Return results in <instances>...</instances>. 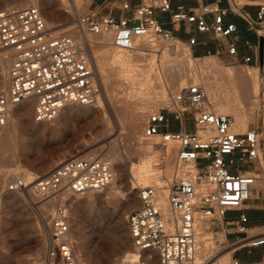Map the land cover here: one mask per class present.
I'll return each instance as SVG.
<instances>
[{
	"label": "built area",
	"instance_id": "built-area-1",
	"mask_svg": "<svg viewBox=\"0 0 264 264\" xmlns=\"http://www.w3.org/2000/svg\"><path fill=\"white\" fill-rule=\"evenodd\" d=\"M243 1L230 0V9L213 3L202 5L192 14L180 10L172 15L171 22L195 25L198 32L216 40L229 38L238 28L234 23L226 24L225 19L230 12H239ZM97 2L113 4L119 15L112 9L107 15L93 11L78 17L76 25L83 36L111 35L112 45L126 53L135 51L137 42L152 34L168 43L197 44L196 38L188 43L180 40L156 19L157 11L172 12V0ZM208 16L213 17L212 23ZM251 24L264 39V1ZM247 45L251 47L249 42ZM229 54H237L235 44ZM4 59L9 60L10 85L8 90L0 89V135L12 112L30 101L35 102L34 121L49 123L59 118L65 106H95L101 96L86 45L68 34L53 35L37 5L0 10V65ZM251 61V57L245 59L246 64ZM170 116L178 123L177 130ZM188 117L193 122L192 130ZM238 128L234 117L214 111L208 89L201 82L173 93L166 107L149 115L143 138L160 139L159 145L167 153L164 159L174 163V174L162 188L168 191L166 209L159 202L161 188L147 186L140 189V206L127 217L133 245L141 254L137 264H207L206 260L198 261L199 224L207 226L205 233L217 229L225 233L228 264H261L232 255L248 246L264 247V233L249 237V217L243 211L254 199L258 175L264 170V132L259 122L247 132ZM24 176L19 174L8 181L5 191L25 194L34 190L41 203L55 204L47 220L43 219L49 235L44 264H81L72 236L71 210L75 201L91 193H103L113 184L116 174L111 162L101 154L87 153L62 161L33 183ZM231 212L240 214L227 220Z\"/></svg>",
	"mask_w": 264,
	"mask_h": 264
},
{
	"label": "rangeland",
	"instance_id": "rangeland-1",
	"mask_svg": "<svg viewBox=\"0 0 264 264\" xmlns=\"http://www.w3.org/2000/svg\"><path fill=\"white\" fill-rule=\"evenodd\" d=\"M9 1L10 0H0V10L14 7L13 5L8 4ZM31 1L32 3H30L29 6L38 5L46 19L55 18L53 20V26H49L53 35L56 36L68 34L79 39L80 41L83 35L81 30L76 25V19L78 17H85L91 14L93 11H99L102 15H107L112 9L114 14L119 15L118 9L114 8L113 4H100L97 2V0ZM47 1L50 2L49 7L46 6ZM56 26L61 27H59V29L55 28ZM152 38L157 41L156 47L153 49H156V52L146 50V54L150 52V54L155 53L154 59L156 61L158 71H160L159 74L161 75H159L161 78L158 81L159 84L157 85L154 81H152L151 85H145L144 81L129 82L128 84L127 80H125L123 77L121 78V75H118V69L115 67L112 68L111 66V69L108 68V70L104 73L105 85H103L101 77L97 72L99 82L101 83L100 97L105 100L104 117L100 118V122L98 121L97 123H93V118L86 119L74 114L70 117V121L68 120L62 126L54 125L57 124L56 121H54L48 123L54 125L55 128L53 127V129L46 128L44 131L40 129H31L29 124L33 122L35 123V106L30 108V116L28 117V120L25 121V125L18 129L20 138L18 137L14 141L11 140V143L8 142L7 146L5 147L6 149L4 148L5 150H3L0 154V264H32L38 241L44 240L49 245V235L46 227L47 222H44L43 219L46 218V215H49L52 212V209L47 208V214L45 215L42 211L38 210V207L43 203H41L39 199L34 200L32 203L29 202L32 200L30 199L28 193H25L23 196L24 199H22L20 195L18 196L16 194L7 193L5 191L6 183L19 174H26L30 177L28 182L33 183L38 178L46 176L56 165L62 161L73 157L75 153H80L78 156L87 153H98L104 156L113 165L114 172L116 171L114 183L117 184V195H115L113 192L108 194L110 189H106L103 193H100L101 195L96 194L97 196H101V199L106 200L105 202L107 205H100V200L96 199L97 204H95L94 207L84 208L82 202L86 197L82 198L83 200L79 199L82 200L79 208L75 203L76 201L74 202L73 208L71 210V229L82 264H136L135 260L132 259V261L131 258H128V255L125 254V250L128 246L133 245L127 226V217L134 209L140 206V190H135V192L138 191V200L134 208L128 210L125 215L120 212H115V210H117L119 207L117 200L124 202V199L129 195L128 192H130L131 188H133L131 186H135L134 184L136 183L135 179H133V176L131 175L130 167L131 164L138 161L139 154L136 152L134 153L133 149L135 141L130 138L128 129L130 128V123L133 118L137 116L140 118L137 119L142 125V128L138 134L141 135L143 133L142 131H144L146 127L149 115L159 107H166V103L173 91H168L167 97L162 98V94H160L161 90H159L160 93H157L158 91L154 87L157 85V88H159V86H161V88L163 86L166 88L168 81L178 74L177 71L180 66V63L174 59V56L167 58L170 61L169 63L167 60L163 59L162 54L165 51H163V49H165L168 44L179 43L165 42L160 36L155 34H152ZM91 39L94 41L95 45L98 36L93 35L91 36ZM141 43L142 39H140L139 44ZM180 46L184 52H190L191 54L188 46L183 44ZM109 47L117 50V48L115 46L113 47V45H110ZM86 48L88 53L91 54V46L86 45ZM139 48L140 45L137 47L138 50L136 49L133 52H129V54L133 55V57L136 56L137 51H141ZM129 54L127 53L126 55L129 56ZM170 59L175 61L172 62ZM210 60L220 64L219 66L222 69V73L220 75H218L214 69L209 70L207 67L205 61L207 63ZM163 61H166V63L169 64L161 63ZM140 63L141 62H134V67L136 65V68L141 67ZM189 64L190 65L187 63L186 65L190 66L187 68L188 73L192 71L189 73L191 74L190 78L195 79V83H198L199 81L206 85L210 100L214 105V109L215 107L217 108L218 105H226L227 101H229V99L231 100V98L236 100V96L238 95V90L240 87L243 88V90H247L249 87H251L252 79L256 77L259 82L258 93L250 95V98L246 101L245 112L248 118V126H246L243 131L241 130L242 128L238 129L239 131L241 130L240 132H247L248 129L253 128L259 122L260 129L264 132V72L261 70V68H250L243 63L234 64L231 58L224 59L215 55H211L202 59H196L192 57L189 61ZM138 65L140 66L138 67ZM230 69L234 70L232 76L234 80L233 83H235L236 88L232 86V83L228 80L229 78L225 79L227 77L226 71ZM247 72H250L251 74L245 76ZM194 82H191L190 84ZM140 83H144V85H140ZM134 85L139 87L135 86V88ZM140 86L143 87L141 88ZM213 87L217 89H212ZM130 88L132 89L131 91ZM139 88L142 90V93ZM174 91L175 92L173 93H177L180 90ZM144 92H146L148 95ZM230 96L231 98H229ZM253 102L258 103V110L254 109ZM91 113H96V109L92 110ZM220 113L221 112H219V114ZM228 113L224 112L223 114L230 115L236 119V114H234L235 112L233 110H230ZM188 119L189 120L187 123L189 129L192 130L193 122L190 117H188ZM236 121L237 124L241 126L237 119ZM159 141V138L153 141L155 143L154 147L157 152V154L154 155L156 160L155 168L160 172L162 171V174H165V169L168 164L171 163L173 167L174 164L173 162H169L170 160L172 161V159H169V161L168 159H164L166 150L159 145ZM144 142H149V140L144 139ZM262 146L264 151V143H262ZM114 151L118 157H120V160H111L113 158ZM61 156L63 157L60 159ZM167 162L169 163L167 164ZM171 164L169 165L171 166ZM120 166L126 167L125 173L120 172ZM163 179V183L167 181L165 177ZM153 185L156 186V184ZM258 191H260L259 197L261 199L263 196L262 193L264 192L263 179H260L258 182L257 192ZM256 197H258L257 193L255 194L254 199H256ZM246 208L247 206L245 209ZM245 209L243 211H246ZM239 214L240 213L233 212L230 213L227 218L236 219ZM76 221L78 222L77 225ZM31 224H34L35 226ZM205 226L206 225H204V229L207 227ZM262 232L264 233V228L259 231V233ZM223 234L225 236V233L219 229L206 233L204 232V237L206 239H211L213 237L216 239V243L213 248L207 249L205 253L207 255L204 258L206 261H208V257H210L212 253V256L210 257L212 259L209 260V264H213L215 262L218 264L229 263L230 253H225V242L227 240L226 237L225 240H222ZM48 245L46 250L40 253V259L42 262H44ZM220 252L223 253L218 255Z\"/></svg>",
	"mask_w": 264,
	"mask_h": 264
},
{
	"label": "bare ground",
	"instance_id": "bare-ground-1",
	"mask_svg": "<svg viewBox=\"0 0 264 264\" xmlns=\"http://www.w3.org/2000/svg\"><path fill=\"white\" fill-rule=\"evenodd\" d=\"M30 3H32L31 0H12V1L10 0L8 4L9 5H13L14 7L22 8V7L29 6ZM46 6L49 7L50 6V2L47 1L46 2ZM54 19H52V18H47L46 19V21L48 23V26H53V24H54L53 20ZM66 24H68V23H66ZM59 27H61V26H56L55 28H59ZM156 42L157 41H155V39L152 38V35H149V36H146V37L142 38V43L141 44H139L140 40H139V43L137 42V46L140 45L139 49L141 51L140 52L137 51L136 56L133 57V55H130L128 53L129 54V56H128V55H126L127 53H125L124 51H121L119 49L115 50L113 48H110L109 46L112 45V36L111 35H100V36H98V39L95 42V45H94V41L91 39V36H83L82 39H81V43H83L85 45H89L92 48V53L91 54L89 53V54L91 55V58L95 62L94 66H95L97 72L99 73V75L101 77L103 85H105L104 73L108 70V68L111 69L110 68L111 66H112V68L115 67V68L118 69L117 70L118 73H119L118 75H121V78L123 77L125 80H127L128 84H129V82H142V81H144L145 85L146 84L151 85L152 81H154L158 85L159 84L158 81H159V79H161L160 78L161 75L159 74L160 71H158V68L156 66V61L154 59L155 58L154 57L155 53L154 54H150L151 53L150 52V53L146 54L147 51L156 52V49L153 50L156 47ZM177 43H179V44H176V43L168 44V46H166V48L163 49V51L165 50L164 53H162L163 54V59L167 60V62L170 63L169 59H167V58L174 56V59L180 63V66H179L178 71L175 68V70L178 72V74L168 81V83L166 85V88H164V86H163L162 87L163 90H162L161 86H159V88H157V85H156V87H154V88L157 89V91H158V92L156 91L157 93H160L159 90H161L160 94H162L161 95L162 98H166L167 97L168 91L169 92L170 91L171 92L172 91L175 92L174 90H181L185 86L189 85L191 82L196 81L195 79H193V78L191 79L190 78L191 74H189V73H191L192 71L188 73V69H187V68L190 67L188 65H190L189 61L192 58L190 52H186V51L184 52L182 50L181 46H180L182 43L181 42H177ZM157 48H159V47H157ZM184 50H185V48H184ZM157 55H159V54H157ZM170 60H172V59H170ZM174 61L172 60V62H174ZM134 62H141L143 64L140 63L141 67H139L140 65H138L139 68H136L137 65L134 67V64H133ZM161 63H166V61L165 62L163 61ZM169 63H166V64H169ZM187 63H188V65H186ZM205 64L207 65L209 70L210 69H214L218 73V75H220L222 73V69L219 66L220 64H218V63H216V62H214L212 60L208 61L207 63L205 61ZM205 64H203V65H205ZM193 68H196V67H193ZM233 71H234L233 69H230V70L226 71L227 72V74H226L227 77L225 79L229 78L228 80L232 83V86H234V88H236L235 83H233L234 82L233 76H232ZM169 72H171V71H169ZM8 74H9V60L8 59H4L1 62V65H0V89L8 90L9 85H10ZM250 74H251L250 72H247V74L245 76H248ZM144 83H140V85L141 84L144 85ZM131 84H133V83H131ZM135 86L136 85H134V87ZM136 87H139V86H136ZM132 88H133V85H132ZM214 88L215 87H213L212 89H214ZM215 89H217V88H215ZM131 90L132 89L130 88V91ZM258 90H259V82H258V79L255 77L251 81V87H249L247 90H243V88L240 87V89L238 90V95L236 96L237 99L235 97L236 100H234V98H231V96H230L229 98H231V100L229 99V101H227L226 105H221V106L218 105L217 108L215 107L214 111L217 112V113H219V112L228 113L230 110H233L235 112L234 114H236L235 115L236 119L241 124V126L238 125V127L240 129L242 128L241 130L243 131L246 128V126H248L247 125L248 124V118H247L246 112H245L246 111V101L250 98L249 97L250 95L257 94ZM140 91L142 93L141 89H140ZM173 92H172V94H173ZM134 93H136V92H134ZM144 93L147 94L146 92H144ZM226 93H228V92H226ZM34 103L35 102L30 101V102L24 104L23 106L17 108L15 111L12 112L8 125L4 128L3 132L0 135V154L2 153L3 150L6 149L5 147L7 146L8 142L11 143L10 142L11 140L14 141L18 137L20 138V135L18 133V129L21 126L25 125V121H27L28 117L30 116V108L35 106ZM253 103H254V105H253L254 109L258 110L259 109L258 103L257 102H253ZM104 105H105V100L102 97H99L97 104L95 106H91V107L81 106V105H77V104H69V105L65 106V108L62 110L61 115L56 120L57 124H54V125H57V126L64 125L70 119V117L73 116L74 114H77L78 116H81V117L86 118V119L93 118L92 122L93 123H97L100 120L101 117H104ZM94 109H96V113L93 114V113H91V111L94 110ZM231 114H232V112H231ZM137 118H138L137 116L135 118H133V120L130 123V128L128 129L129 130L128 133H129L130 138H132L135 141V145H134V149H133L134 153L136 152V153L139 154L138 161L136 163L131 164V167H130L131 168V170H130L131 171V175L133 176V179H135L136 183L135 184L132 183L135 186H131L133 188H131V190L129 189L130 190V192H128L129 195L127 193L128 197L124 199V202H120V201L117 200V203H118L119 207L117 206L118 208H117V210H115V212H120L123 215H125L128 210L134 208V206H136V204H137L136 202L138 200V195H137L138 191L135 192V190H140V189H142L144 187H147V186H150V185H153V184H156V186L161 188L160 189V201L159 202H160V205L162 206V208L166 209L167 208L168 191L164 190L162 188L167 182L170 183V181L173 178V174H174V167L172 166L171 163H169V162H173V161H171V160L169 161V159H168L169 162H167V164L169 163V164H171V166L169 164H168V166L166 165L168 168L166 167L167 170L165 169V174H162V171L160 172V171H158V169L155 168L156 160L154 158V155H156L157 152L155 150V147H154L155 143L153 141L155 139H158V138L156 137L153 140H150L149 142H144V138H143V135H142L143 133L141 135H138L140 130H141V128H142V125L138 121V119H140V118H138V119ZM54 125L53 124L51 125V124H48V123H36V122L35 123L33 122V123L29 124L31 129H37V130L40 129V130H43V131L46 130V128L47 129L48 128L53 129ZM116 152H117V150H116ZM79 154L80 153H75V155H73V157H76ZM166 154L167 153H165V155ZM168 155L171 156L172 155V151H169ZM62 157L63 156H61L60 159ZM111 160L112 161L120 160V157H118V155L115 153V151L113 153V158ZM12 163H13V161H12ZM261 163H262V168L264 169V160L263 159H262ZM120 170H121L120 172L125 173L126 172V167H124V166L121 167L120 166ZM24 175H25L24 177H25L26 181H29L30 177L27 176L26 174H24ZM164 177L166 178L167 181L163 183L162 179ZM258 177H259V179H263L264 180V170H263V172L260 175H258ZM163 180H165V179H163ZM116 185L117 184H115L113 182V184L108 188V189H110L108 194L113 192V193H115V195H117V187H116ZM153 186H155V185H153ZM139 193H140V191H139ZM16 195H18V196L20 195V197L22 199H24L23 196L25 194L21 193V194H16ZM28 195L30 196V199L32 200V201H29L31 203L34 200L38 199V196L36 195L34 190H31L30 192H28ZM95 196H96V198H95ZM96 199L100 200L99 201L100 205H104V204L107 205V203L105 202L106 200L101 199V196H99V195L97 196L96 194L91 193V194H88L86 196L85 200L82 199L83 200L82 203H83L84 208L94 207L95 204H97L96 203ZM27 200H29V199H27ZM82 200H77L75 202L78 208L80 207V203H81ZM116 204H114V205H116ZM54 206H55L54 203H45V204H41L38 207V210L42 211L46 215L47 214L46 213V209L47 208L48 209H54ZM46 218H47V215H46ZM46 218H44V219H46ZM77 223L78 222L76 221V225H77ZM31 225H34V224H31ZM203 229H204V224H199L198 234H197L196 239H197V246L199 247V249H198V261L200 263H202V260L207 256L205 254L206 250L209 249V248H213V246L216 243L215 237H213L211 239H206L204 237ZM254 233H255V231H254ZM255 234H257V233H255ZM222 240H225L224 234L222 236ZM47 245H48L47 242L44 241V240L43 241H41V240L38 241V244L36 246V253L34 254V258H33L32 264H44V262H42L41 259H40V253L42 251L46 250ZM77 252H78V249H77ZM125 254L128 255L129 259L131 258V260L132 259L135 260L136 264L141 260V254L134 247V245L128 246L126 248V250H125ZM148 254H149V256L153 255L152 252H150ZM78 255H79V261L82 264L79 252H78ZM211 256H212V253H211ZM210 257H208L209 259L207 261V264H209V260L212 259ZM112 264H114V263H112ZM213 264H218V263L215 262Z\"/></svg>",
	"mask_w": 264,
	"mask_h": 264
},
{
	"label": "crops",
	"instance_id": "crops-1",
	"mask_svg": "<svg viewBox=\"0 0 264 264\" xmlns=\"http://www.w3.org/2000/svg\"><path fill=\"white\" fill-rule=\"evenodd\" d=\"M263 1L264 0H246L239 3L241 4L239 12H230L225 19L226 24L234 23L238 30L233 36L221 40L214 39L210 34L198 32L195 25H189L186 23L173 25L171 17L174 13L180 10L192 14L204 4L214 3L219 4L224 9H230V0H172L173 9L171 13H161L157 11L155 16L165 29L171 31L176 37L185 43H188L191 38H196V45H186L190 49L192 57L196 59L215 55L224 59L231 58L234 64L243 63L250 68H260L261 43L263 37L253 29L251 20L257 18L259 5ZM207 20L209 23H212L214 19L212 16H208ZM247 42L251 44V47L247 45ZM232 44H235L237 47V54L234 56L229 54V48ZM247 57H251L252 59L249 64L245 63ZM170 119L174 122V127H178V123L173 120L172 116H170ZM259 192L260 191L257 192L258 197L249 202L245 209L246 211H244L249 217V223L247 224L250 230L249 237L263 234L258 232L264 228V192L262 193L263 196L261 199L259 197ZM227 220L234 219L227 218ZM254 231L257 234H255ZM229 240L232 241L233 238L229 237ZM232 255L245 262L264 264V247L256 248L248 246L238 249Z\"/></svg>",
	"mask_w": 264,
	"mask_h": 264
},
{
	"label": "water",
	"instance_id": "water-1",
	"mask_svg": "<svg viewBox=\"0 0 264 264\" xmlns=\"http://www.w3.org/2000/svg\"><path fill=\"white\" fill-rule=\"evenodd\" d=\"M263 49H264V39L262 38V43H261V64H260V68H261V70L264 72V56H263ZM263 143H264V139H263Z\"/></svg>",
	"mask_w": 264,
	"mask_h": 264
},
{
	"label": "trees",
	"instance_id": "trees-1",
	"mask_svg": "<svg viewBox=\"0 0 264 264\" xmlns=\"http://www.w3.org/2000/svg\"><path fill=\"white\" fill-rule=\"evenodd\" d=\"M177 129H178V127H175V128H174V130H177Z\"/></svg>",
	"mask_w": 264,
	"mask_h": 264
}]
</instances>
